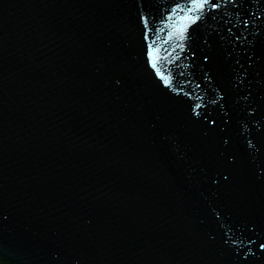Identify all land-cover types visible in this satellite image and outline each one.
Segmentation results:
<instances>
[{
  "label": "water",
  "instance_id": "water-1",
  "mask_svg": "<svg viewBox=\"0 0 264 264\" xmlns=\"http://www.w3.org/2000/svg\"><path fill=\"white\" fill-rule=\"evenodd\" d=\"M189 6L0 0V264H264V0Z\"/></svg>",
  "mask_w": 264,
  "mask_h": 264
},
{
  "label": "snow or ice",
  "instance_id": "snow-or-ice-1",
  "mask_svg": "<svg viewBox=\"0 0 264 264\" xmlns=\"http://www.w3.org/2000/svg\"><path fill=\"white\" fill-rule=\"evenodd\" d=\"M235 0H190V6L186 9L188 13L191 15H186L184 17L185 20L189 21L190 24H196L197 21L202 20L206 13L210 10L215 13L218 9H220L221 4L233 3ZM175 11V10H174ZM213 19L215 17L213 16ZM245 27H247V22H245ZM171 35V34H170ZM147 39V36L145 37ZM177 39L179 43L177 47L180 48L181 51H184V42L191 39L190 34H188L187 27L180 28L177 30ZM153 46L150 44L148 46V59L149 64L156 70L158 67V63L153 59ZM156 76L163 82L165 87L171 86L170 78H166L161 72L156 71ZM196 108H199L200 105H196ZM261 250L264 251V244L260 245Z\"/></svg>",
  "mask_w": 264,
  "mask_h": 264
}]
</instances>
